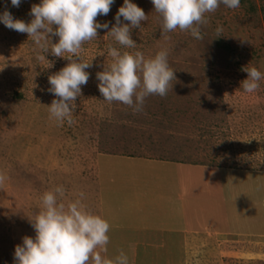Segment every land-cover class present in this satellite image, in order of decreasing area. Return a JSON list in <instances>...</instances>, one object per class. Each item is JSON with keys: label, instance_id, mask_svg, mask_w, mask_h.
<instances>
[{"label": "rangeland", "instance_id": "rangeland-1", "mask_svg": "<svg viewBox=\"0 0 264 264\" xmlns=\"http://www.w3.org/2000/svg\"><path fill=\"white\" fill-rule=\"evenodd\" d=\"M123 2L97 20L114 25ZM133 2L148 16L132 30L135 49L102 29L82 45L93 66L72 125L50 117L57 97L48 91V77L70 61L0 23V264H14L15 247L35 236L29 217L57 186L61 202L79 199L110 224L107 258L123 251L129 264H264V79L253 93L241 88L245 67L264 73V0L206 14L202 40L163 34L151 0ZM39 3L0 0V12L7 6L31 22ZM110 45L146 58L166 49L176 77L167 95L146 97L139 112L103 100L96 74L111 63Z\"/></svg>", "mask_w": 264, "mask_h": 264}, {"label": "clouds", "instance_id": "clouds-1", "mask_svg": "<svg viewBox=\"0 0 264 264\" xmlns=\"http://www.w3.org/2000/svg\"><path fill=\"white\" fill-rule=\"evenodd\" d=\"M151 2L162 18L163 34L179 29L190 31L193 38L202 40L203 30L208 25L206 14L214 13L221 5L237 9L241 0ZM21 3L22 0H11V5L16 8ZM114 3L115 0H40L31 7V22L15 18L7 6L0 12V23L8 29L27 33L45 53L70 61L48 77V91L57 97L49 106V113L60 125L65 121L68 125L74 123L77 97L82 95V86L87 85L90 78L86 69L93 65L83 62L82 45L96 38L98 30L102 29L107 30V35L122 48H136L132 30L141 29L148 16L133 0H124L114 25L100 23L97 17L107 16ZM215 31L221 37L223 27L217 26ZM52 37H58V42L53 43ZM107 57H111V63L101 65L103 71L96 74L103 100L122 103L136 112L143 110L146 97L166 96L170 82L176 78L166 49L146 58L140 51H121L110 45ZM38 58L43 60L45 57ZM243 70L248 73V78L242 81L241 88L245 93H253L259 88V81L264 79V73L256 67L247 66ZM64 193L63 186H57L43 194L41 210L29 217L35 236L23 237L22 244L15 247L14 264H129V257L123 251L114 259L101 254L108 250L110 224L87 210L79 199L61 202L59 198ZM83 195L80 193L81 197Z\"/></svg>", "mask_w": 264, "mask_h": 264}, {"label": "crops", "instance_id": "crops-1", "mask_svg": "<svg viewBox=\"0 0 264 264\" xmlns=\"http://www.w3.org/2000/svg\"><path fill=\"white\" fill-rule=\"evenodd\" d=\"M175 177V183H174V185H177L176 186V189H175V191L173 192V194H175L176 195V193H179V192H177V190H178V188L180 189L181 188V190H182V187H181V184H182V181H181V178H177V176H174ZM193 185V184H192ZM197 188H199V187H197ZM197 188H196V190H197ZM195 190V189H194ZM181 193H183V192H181ZM176 197H178V195H176ZM192 214V213H191ZM190 213H188V215H191ZM193 215V214H192ZM189 219V218H188ZM193 228H198V227H193Z\"/></svg>", "mask_w": 264, "mask_h": 264}]
</instances>
